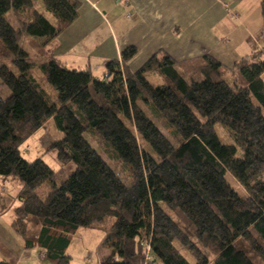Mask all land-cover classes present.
<instances>
[{
    "label": "trees",
    "instance_id": "trees-1",
    "mask_svg": "<svg viewBox=\"0 0 264 264\" xmlns=\"http://www.w3.org/2000/svg\"><path fill=\"white\" fill-rule=\"evenodd\" d=\"M79 7L0 0V80L10 90L0 95V176L21 183L12 227L25 248L78 264L67 254L74 234L97 228L110 250L100 264H264V59H242L229 74L209 54L178 62L160 50L132 71L131 45L99 79L46 49ZM261 9L264 19V0ZM50 119L62 135L50 149L75 165L70 174L21 153ZM86 133L114 152L125 178Z\"/></svg>",
    "mask_w": 264,
    "mask_h": 264
},
{
    "label": "crops",
    "instance_id": "crops-1",
    "mask_svg": "<svg viewBox=\"0 0 264 264\" xmlns=\"http://www.w3.org/2000/svg\"><path fill=\"white\" fill-rule=\"evenodd\" d=\"M79 1L78 18L46 48L70 68H90L99 79L107 62L131 45L138 48L128 63L132 71L160 50L178 62L209 54L229 74L236 62L264 54L262 0ZM2 178L15 183L17 196L21 186ZM16 207L0 206V262L28 264L35 261L34 250H42L26 249L14 231L15 214L8 211Z\"/></svg>",
    "mask_w": 264,
    "mask_h": 264
},
{
    "label": "rangeland",
    "instance_id": "rangeland-1",
    "mask_svg": "<svg viewBox=\"0 0 264 264\" xmlns=\"http://www.w3.org/2000/svg\"><path fill=\"white\" fill-rule=\"evenodd\" d=\"M8 16L13 21L11 12ZM28 47H32L33 44L25 42ZM47 49V48H46ZM32 50L34 59L39 63L41 58L36 56L37 52ZM48 50V49H47ZM49 53H51L48 50ZM52 54V53H51ZM264 59V54L261 56ZM34 73L38 79L45 84L48 93L54 97L55 90L47 85L45 78L42 76L39 69H35ZM0 95L4 98L10 95V90L8 87L0 80ZM160 128L164 133L170 136L169 129L162 122H158ZM217 132L224 142H231L232 138L229 132L222 126L217 125ZM61 132L57 129L55 121L50 119L44 127L33 134L28 140H26L21 148V153L23 157L29 161L35 160L38 157H43V159L54 169H62L66 174H70L74 171L75 165L69 163L63 165L57 155L55 149H50L51 144L61 138ZM86 138L91 142V144L99 151V153L104 157V159L114 168L122 178H125L126 172L123 170L122 165L116 161L114 152L109 149V147L102 144L100 141L96 140L89 133H86ZM230 183L241 193H244V188L240 183L230 174L227 175ZM17 186H21L19 180L15 179ZM17 190L15 183L10 184L7 180H3L0 176V206H18L19 200L16 196ZM9 216H14V210L11 208L8 211ZM8 217V215H7ZM105 231L97 228H80L73 236L72 242L67 249V254L72 256L73 261L78 264H100L109 253V249L103 245V240L105 238ZM35 261H30L28 264H54L49 259H40V251L34 250ZM27 264V263H25Z\"/></svg>",
    "mask_w": 264,
    "mask_h": 264
},
{
    "label": "built area",
    "instance_id": "built-area-1",
    "mask_svg": "<svg viewBox=\"0 0 264 264\" xmlns=\"http://www.w3.org/2000/svg\"><path fill=\"white\" fill-rule=\"evenodd\" d=\"M118 1L129 2L130 0H118ZM149 251H150V246H149V245H147L148 258H150V257H149ZM41 255L43 256L44 254H43V253H41Z\"/></svg>",
    "mask_w": 264,
    "mask_h": 264
}]
</instances>
